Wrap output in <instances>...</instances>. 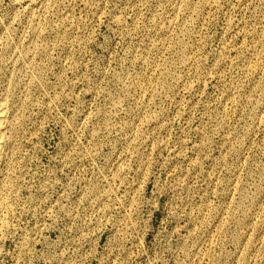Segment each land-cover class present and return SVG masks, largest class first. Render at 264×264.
<instances>
[{"label":"rangeland","instance_id":"374dc122","mask_svg":"<svg viewBox=\"0 0 264 264\" xmlns=\"http://www.w3.org/2000/svg\"><path fill=\"white\" fill-rule=\"evenodd\" d=\"M41 1L0 0V264H264V0Z\"/></svg>","mask_w":264,"mask_h":264},{"label":"bare ground","instance_id":"6f19581e","mask_svg":"<svg viewBox=\"0 0 264 264\" xmlns=\"http://www.w3.org/2000/svg\"><path fill=\"white\" fill-rule=\"evenodd\" d=\"M43 1V0H42ZM41 1V2H42ZM45 1V0H44ZM43 1V2H44ZM189 1V0H188ZM212 1V0H211ZM192 2V1H191ZM190 2V3H191ZM207 3V2H206ZM213 3V2H212ZM211 4V3H210ZM209 4V5H210ZM187 5V4H186ZM213 5V4H212ZM47 7V6H46ZM188 7V6H187ZM30 8V7H29ZM45 8V6H44ZM182 8V6H181ZM33 10V9H32ZM193 10V9H192ZM188 11V10H187ZM40 13V12H39ZM41 17V16H40ZM41 21V20H40ZM36 23V22H35ZM40 23V22H39ZM36 26V25H35ZM39 27V25H38ZM39 29H36L34 31H37ZM37 33V32H36ZM28 51V50H27ZM26 55V54H25ZM28 59V58H27ZM26 59V60H27ZM187 64V63H186ZM254 70V69H253ZM256 71V70H255ZM7 99V98H6ZM13 122V120H12ZM12 122L9 120V116H8V109H7V104L5 103V100L4 99H1L0 100V158L2 157V153H3V150H4V146L5 144L7 143V141H9V135H8V130H9V127L12 125ZM12 130V129H11ZM11 142V141H10ZM2 208V205H0V209ZM3 211V210H2ZM1 212V211H0ZM3 213V212H2ZM1 213V214H2ZM0 214V215H1ZM3 215V214H2ZM4 218V217H3ZM2 219V218H0ZM4 223V222H2ZM6 223V222H5ZM7 224V223H6ZM2 225V224H1ZM5 225V224H4ZM3 226V225H2ZM1 227V226H0ZM5 228V227H4ZM3 230V229H2ZM1 231V229H0Z\"/></svg>","mask_w":264,"mask_h":264}]
</instances>
